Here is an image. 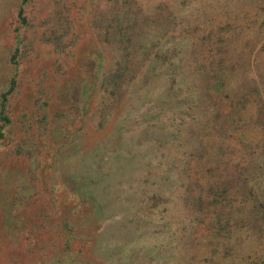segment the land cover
<instances>
[{
    "label": "rangeland",
    "instance_id": "obj_1",
    "mask_svg": "<svg viewBox=\"0 0 264 264\" xmlns=\"http://www.w3.org/2000/svg\"><path fill=\"white\" fill-rule=\"evenodd\" d=\"M0 264H264V0H0Z\"/></svg>",
    "mask_w": 264,
    "mask_h": 264
}]
</instances>
